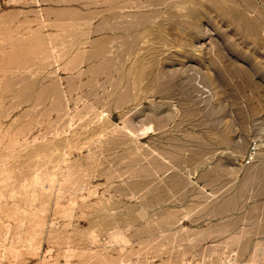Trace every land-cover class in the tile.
Listing matches in <instances>:
<instances>
[{"label":"rangeland","instance_id":"1","mask_svg":"<svg viewBox=\"0 0 264 264\" xmlns=\"http://www.w3.org/2000/svg\"><path fill=\"white\" fill-rule=\"evenodd\" d=\"M0 264H264V0H0Z\"/></svg>","mask_w":264,"mask_h":264}]
</instances>
